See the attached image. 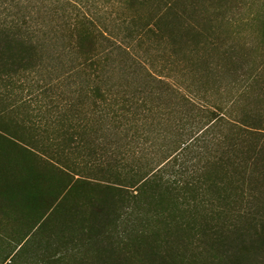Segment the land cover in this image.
<instances>
[{
  "label": "trees",
  "instance_id": "1",
  "mask_svg": "<svg viewBox=\"0 0 264 264\" xmlns=\"http://www.w3.org/2000/svg\"><path fill=\"white\" fill-rule=\"evenodd\" d=\"M110 1L0 0V264H264V57L218 3Z\"/></svg>",
  "mask_w": 264,
  "mask_h": 264
},
{
  "label": "rangeland",
  "instance_id": "2",
  "mask_svg": "<svg viewBox=\"0 0 264 264\" xmlns=\"http://www.w3.org/2000/svg\"><path fill=\"white\" fill-rule=\"evenodd\" d=\"M201 5L220 4L223 10L226 9L228 17L221 20L224 22L222 36L225 37V44L233 43L250 55V59L261 60L264 57V45L262 42V19L260 15L264 11V0H197ZM220 2V3H219ZM94 11L106 20L116 22L121 18L119 4L110 0H97ZM125 12V11H124ZM121 14V15H120ZM217 16L214 18L216 19ZM220 19V17H219ZM223 19V18H221ZM54 84V83H53ZM41 81L36 75H30L28 80L19 81L13 86H9L12 98L16 99L12 105L14 108L25 107L21 112L22 117L30 113V117L35 121H44L51 116L48 109H53L57 103V93L55 85ZM21 108V107H20ZM55 112V110H51ZM28 113V114H29ZM3 219V218H2ZM0 219V236L7 239L6 226H19L15 221L4 222ZM57 226V225H56ZM2 238V237H0Z\"/></svg>",
  "mask_w": 264,
  "mask_h": 264
}]
</instances>
